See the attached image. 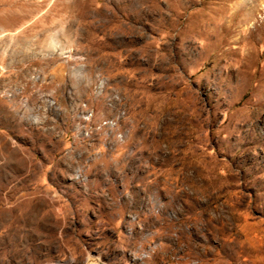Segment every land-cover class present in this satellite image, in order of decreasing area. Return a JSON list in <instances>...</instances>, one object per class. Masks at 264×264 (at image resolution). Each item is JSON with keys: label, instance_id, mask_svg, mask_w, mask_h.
Here are the masks:
<instances>
[{"label": "rangeland", "instance_id": "rangeland-1", "mask_svg": "<svg viewBox=\"0 0 264 264\" xmlns=\"http://www.w3.org/2000/svg\"><path fill=\"white\" fill-rule=\"evenodd\" d=\"M264 264V0H0V264Z\"/></svg>", "mask_w": 264, "mask_h": 264}, {"label": "water", "instance_id": "water-1", "mask_svg": "<svg viewBox=\"0 0 264 264\" xmlns=\"http://www.w3.org/2000/svg\"><path fill=\"white\" fill-rule=\"evenodd\" d=\"M98 264H103V263L99 262Z\"/></svg>", "mask_w": 264, "mask_h": 264}]
</instances>
